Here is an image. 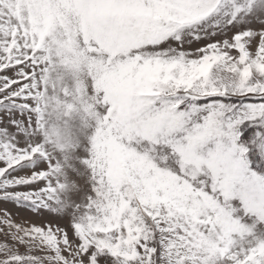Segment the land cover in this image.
I'll use <instances>...</instances> for the list:
<instances>
[{
  "label": "snow or ice",
  "instance_id": "snow-or-ice-1",
  "mask_svg": "<svg viewBox=\"0 0 264 264\" xmlns=\"http://www.w3.org/2000/svg\"><path fill=\"white\" fill-rule=\"evenodd\" d=\"M0 264H264V0H0Z\"/></svg>",
  "mask_w": 264,
  "mask_h": 264
},
{
  "label": "rangeland",
  "instance_id": "rangeland-1",
  "mask_svg": "<svg viewBox=\"0 0 264 264\" xmlns=\"http://www.w3.org/2000/svg\"><path fill=\"white\" fill-rule=\"evenodd\" d=\"M13 212H15V209H13ZM19 215H23V214H19Z\"/></svg>",
  "mask_w": 264,
  "mask_h": 264
}]
</instances>
